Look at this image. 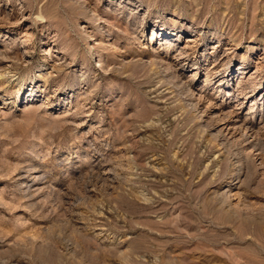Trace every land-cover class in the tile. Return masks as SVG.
Listing matches in <instances>:
<instances>
[{
	"label": "rangeland",
	"instance_id": "374dc122",
	"mask_svg": "<svg viewBox=\"0 0 264 264\" xmlns=\"http://www.w3.org/2000/svg\"><path fill=\"white\" fill-rule=\"evenodd\" d=\"M0 264H264V0H0Z\"/></svg>",
	"mask_w": 264,
	"mask_h": 264
},
{
	"label": "bare ground",
	"instance_id": "6f19581e",
	"mask_svg": "<svg viewBox=\"0 0 264 264\" xmlns=\"http://www.w3.org/2000/svg\"><path fill=\"white\" fill-rule=\"evenodd\" d=\"M86 9H87V8H86ZM183 55H184V53H183V52H181V53H180V56H183ZM186 103H187V102H186ZM191 114H192V113H191Z\"/></svg>",
	"mask_w": 264,
	"mask_h": 264
}]
</instances>
